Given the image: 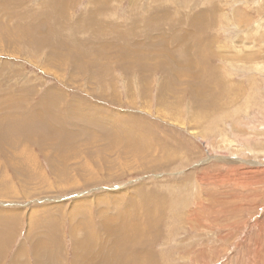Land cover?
<instances>
[{
    "label": "rangeland",
    "instance_id": "1",
    "mask_svg": "<svg viewBox=\"0 0 264 264\" xmlns=\"http://www.w3.org/2000/svg\"><path fill=\"white\" fill-rule=\"evenodd\" d=\"M4 1L0 264H264V0Z\"/></svg>",
    "mask_w": 264,
    "mask_h": 264
},
{
    "label": "bare ground",
    "instance_id": "2",
    "mask_svg": "<svg viewBox=\"0 0 264 264\" xmlns=\"http://www.w3.org/2000/svg\"><path fill=\"white\" fill-rule=\"evenodd\" d=\"M59 1V0H58ZM4 2H6V0L4 1ZM66 4V3H65ZM95 12V11H94ZM94 12H93V14H94ZM92 13V12H91ZM91 16H92V14H91ZM94 17V16H93ZM91 20V19H90ZM79 22V21H78ZM76 25H74L73 26V28L75 27ZM80 26V25H79ZM77 27V26H76ZM70 28V27H69ZM72 28V27H71ZM81 29V28H80ZM73 30V29H72ZM74 31V30H73ZM77 31V30H76ZM64 34H66L65 32H64ZM25 36H26V34H24ZM10 35L7 37L8 38V40H7V42L9 43L10 42ZM28 37V36H27ZM20 39V38H19ZM40 39V38H39ZM67 39V38H66ZM41 40H42V38H41ZM28 41V40H27ZM12 43H13V41H11ZM39 42V41H38ZM44 42V41H43ZM1 43H4V40L2 41L1 39H0V44ZM29 43H30V41H29ZM33 43V42H32ZM45 43V42H44ZM10 45V44H9ZM38 45V44H37ZM200 45V44H199ZM34 46V45H33ZM39 46H40V44H39ZM9 47V46H8ZM33 55V54H32ZM73 55V54H72ZM124 57V56H123ZM135 62V61H134ZM136 63V62H135ZM107 68V67H106ZM115 92V91H114ZM1 95V94H0ZM3 102V101H2ZM6 105V104H5ZM6 107H8V106H6ZM11 108V107H10ZM3 109V108H2ZM8 109V108H7ZM29 109V108H28ZM14 110H15V108H14ZM32 110H30V112H31ZM20 112V111H19ZM28 112V111H27ZM26 112V113H27ZM22 113V112H21ZM2 114V112H0V115ZM4 114V113H3ZM26 116H27V114H26ZM20 118V117H19ZM32 118V117H31ZM13 119V118H12ZM15 120V119H14ZM14 120H10V119H8L6 116H3L2 115V117H0V128H2V130H3V132H1V134L2 133H4V134H6V136H5V138H9V137H11V134H13V135H17L18 134V132L20 131V130H22L23 131V127L21 126V125H19L18 123L17 124H15V122H14V124H11V121L13 122ZM23 120V119H22ZM19 120H16V122H18ZM21 121V120H20ZM24 121V120H23ZM39 121V120H38ZM31 123V122H30ZM24 124H27L28 125V122H24ZM38 125V122H37V120H36V123H35V125ZM128 125H129V122H128ZM30 126H34V125H32V124H30ZM29 126V127H30ZM94 126V125H93ZM141 126V125H140ZM99 127V126H98ZM101 127V126H100ZM31 128V127H30ZM29 128V129H30ZM93 128V127H92ZM94 128H96V127H94ZM102 128V127H101ZM32 130V129H31ZM26 131H29V130H26ZM131 132V131H130ZM21 133V132H20ZM23 133V132H22ZM58 133V132H57ZM105 133V132H104ZM109 133V132H108ZM60 134V133H59ZM107 134V133H106ZM12 135V136H13ZM134 136V135H133ZM126 139H127V137H126ZM125 142L127 141V140H124ZM124 143V142H123ZM116 148V147H115ZM67 158H68V155H65V156H61V159H63V160H65V161H67ZM162 163V162H161ZM81 207V206H80ZM72 209V211L70 212L72 215H74V214H76V210H75V208L74 207H72L71 208ZM78 211V210H77ZM31 214H34V213H31ZM81 214V213H80ZM146 216V215H145ZM148 216V215H147ZM145 217L144 218V220H143V222L144 223H146L145 224V228H146V226L148 227L149 225V220H147V219H149L148 217ZM6 217V216H5ZM34 217V216H33ZM4 218V217H3ZM2 219V218H1ZM2 220H4V219H2ZM141 222V221H140ZM12 224L14 223L13 222V220H12V222H11ZM143 223V224H144ZM132 224V223H131ZM107 223H102L101 224V231H102V233H104L105 235H106V237H108L109 239L108 240H106V241H104L105 243H103V244H101L100 245V243H97V244H90L89 243V247L90 248H92V249H95L96 251H95V253H94V255L95 256H99V255H101L106 249H107V247H108V243H117V242H122V241H124V240H126L127 238H128V234H129V232H128V230L126 231V234H124L123 233V228H128V227H130L129 226V224L128 223H121V226L123 227V228H121V227H117V225H116V228H115V230L114 229H112V228H107ZM135 226H136V223L134 224ZM13 226V225H12ZM135 226H133V225H131V229L132 230H136V233L138 234L137 236H138V238L139 237H141V236H139L140 234H142V233H138L139 231L141 232L142 230H139V227L137 226V228L135 227ZM12 229V228H11ZM12 230H14V229H12ZM146 230H148V229H146ZM101 233V234H102ZM134 233V232H133ZM71 234H73V227L71 228ZM104 234H102L103 236H104ZM144 234H145V232H144ZM148 233L146 232V235H147ZM143 235V234H142ZM146 235H144V236H146ZM154 235V234H153ZM143 236V237H144ZM150 237V236H149ZM152 237V236H151ZM154 237V236H153ZM148 238V237H147ZM146 237H145V239H147ZM141 239V238H140ZM143 239V238H142ZM140 241V240H139ZM141 244H144V245H148L149 243H150V241L147 239L146 241H142V242H140ZM22 254H23V252H22V249H19L17 252H16V254H15V256H14V258H13V260H12V263L11 264H22L20 261L22 260ZM74 255L76 256V253H74ZM40 258V256H34L33 257V259H34V261H37L38 259ZM103 261V260H102ZM78 263L79 264H93V262H91L89 259H88V257H87V255H85L84 253H82L79 257H78ZM130 264H133V262H131Z\"/></svg>",
    "mask_w": 264,
    "mask_h": 264
}]
</instances>
